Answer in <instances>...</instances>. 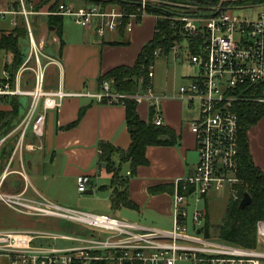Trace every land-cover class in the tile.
<instances>
[{
	"label": "built area",
	"instance_id": "obj_1",
	"mask_svg": "<svg viewBox=\"0 0 264 264\" xmlns=\"http://www.w3.org/2000/svg\"><path fill=\"white\" fill-rule=\"evenodd\" d=\"M135 6L130 11L101 4L84 5L74 10L62 3L55 16H67L81 27H93L99 37L106 31L132 33L144 19L152 21L159 16L148 9L164 7L157 0H131ZM20 10L0 11L2 16H13L11 25L17 26L16 16L21 15L28 24L32 15L25 2L18 0ZM174 6V5H172ZM254 17L236 14L240 7L221 8L214 14H201L187 6L170 7L169 20L180 23L186 37L198 38L191 53L186 37L175 42L171 52L177 55L180 44L187 52V61L197 68L194 76L187 77L186 85L180 86L175 97L155 95L152 87L144 92L126 94L111 89L110 83H101L97 92L70 93L61 88L46 91L43 87V69L40 50L33 41L28 27L31 51L14 73L4 70L0 78V107L18 97H28L29 107L20 122L8 134L0 138L2 144L13 133H18L13 153L23 149L34 151L36 147L23 145L27 134L41 139L45 132L48 112L59 111L67 97H89L98 103L120 105L126 100L140 104L152 100L153 122L164 126L160 102L164 99L184 101L189 108L198 104V117L190 122L194 131L197 164L194 172L173 184L172 225L168 230L146 227L116 216L87 212L62 206L40 195L31 197L26 190L6 194L1 191L5 178L0 176V203L15 212L36 219L50 218L73 223L80 230L72 233L57 231H4L0 230V257H8L13 264H261L264 260V220L255 224L258 248L246 249L230 245L214 238L205 231L207 202L211 193L225 191L229 198L240 201L235 186L238 178V117L234 111L241 102L264 103V5ZM196 15V16H190ZM203 25L196 27L195 22ZM160 52H155L158 57ZM33 56L37 67H28ZM33 72V89H22L23 73ZM150 66L148 78L153 79ZM141 82V81H140ZM253 91H259L255 96ZM100 154L101 152L98 151ZM90 185V177L76 178L77 192L84 194ZM64 243L65 245H59Z\"/></svg>",
	"mask_w": 264,
	"mask_h": 264
},
{
	"label": "crops",
	"instance_id": "obj_2",
	"mask_svg": "<svg viewBox=\"0 0 264 264\" xmlns=\"http://www.w3.org/2000/svg\"><path fill=\"white\" fill-rule=\"evenodd\" d=\"M11 9L14 10L12 5L8 10ZM139 28L141 27H137L132 33L124 34L121 31H107L110 35L109 40H105L104 35L101 41H97L93 37V34L96 35L94 28L83 30L77 38L68 39L63 31L62 19L60 40L52 31V27L48 26L47 18L46 26L38 33L36 45L44 59V64L40 63L43 80L48 74L44 89L51 91L61 88L70 93L97 92L99 86L96 80L103 73L119 65H132L141 47L151 39L152 20L148 33L140 36L142 33ZM49 37L54 46L50 52H46V40ZM122 40H127L128 43L123 44ZM60 42L63 43L61 47ZM159 106L164 127L174 133L176 143L172 146L147 147L145 155L148 164L138 167L133 176L130 175L128 163L122 164L120 171L124 170L127 176V195L136 206L128 210L148 213L154 219L153 222L167 219L172 225V194L168 192L151 194L149 189L159 185H173L178 179L194 172L198 155L190 122L195 119H192V115L184 119V105L178 99H164ZM187 110L188 113L191 111L188 108ZM80 111H83V115L77 124L65 128L77 120ZM137 112L142 120H147L148 112L145 108L141 111L137 108ZM257 124L247 134L249 153L254 166L264 172V131L257 133L255 129ZM13 135L15 134H11L7 141ZM101 141L108 142L122 151L129 147L130 137L125 123V108L120 105L98 103L89 97H67L59 111L48 112L44 136L41 139H37L31 133L26 135L23 145H34L36 147L34 151L23 149L20 153L11 154L8 161L1 158L0 176L5 174L1 191L13 194L26 190L27 195L31 197L37 194L62 206L73 208L72 200L63 196L65 189L63 187L70 186L77 191L76 178L86 175L90 177L87 190L91 191L90 195L98 186L99 191L109 192L106 199L109 209L112 211L127 209L111 208V190L108 188L111 175L106 172L105 164L99 160L98 144ZM111 159L117 167L120 155L114 154ZM0 205L8 208L2 203ZM31 223L35 226L34 222ZM37 223L43 224L39 221ZM6 230L27 231L4 229Z\"/></svg>",
	"mask_w": 264,
	"mask_h": 264
},
{
	"label": "trees",
	"instance_id": "obj_3",
	"mask_svg": "<svg viewBox=\"0 0 264 264\" xmlns=\"http://www.w3.org/2000/svg\"><path fill=\"white\" fill-rule=\"evenodd\" d=\"M42 1V0H41ZM49 0H43V4H47ZM160 1L164 7L171 3L175 7L187 6L195 7L203 14L214 13L218 4L217 0H157ZM86 5L101 4L103 7L117 6L127 12H130L135 4L131 0H91L85 2ZM19 5V3H18ZM256 5H264V0H242L240 2L224 4L223 8L228 7H249ZM58 0H54L49 6V11L56 12L58 9ZM20 7V5H19ZM161 6H152L148 9L159 18L153 21L152 37L149 41L144 43L138 52L136 59L132 65H119L105 73H103L96 83L100 87L101 83L108 81L111 89L126 94L141 93L152 87V79L148 78L150 66L154 65L155 52L159 51V56H167L175 42L183 40L186 35L183 34L180 23L172 24L169 20V10ZM39 7H37L38 9ZM183 8V9H184ZM48 26L53 28L54 33L61 40L62 32V16H55L49 14ZM123 34L126 33L121 27ZM28 37V31L25 23L17 25L11 31L0 34V50L11 53L12 55V71L15 73L17 69L26 60L23 55L19 40ZM188 39L191 53H195L193 44L195 41H200L198 38L186 37ZM123 44H127V40H122ZM63 43L60 42V47ZM141 81V82H140ZM44 83V80H43ZM44 87V85H43ZM259 92V91H258ZM253 91L252 95L258 94ZM257 96V95H256ZM22 104L20 97L10 99L5 106L0 108V138L8 134L20 122L19 116ZM138 105L132 100H126L125 108V123L130 137L129 147L122 151L108 142L101 141L98 144L100 150L99 160L105 164V170L111 175L110 185L108 188L110 192L111 208L114 210L127 208L133 209L136 206L132 203L127 195V179L120 176V167L122 164L128 163L130 166V175L136 173L138 167L146 166L148 161L146 159V148L149 146H172L176 143L174 133L164 127L156 126L153 122L154 111L152 108L148 110V118L146 121L142 120L137 112ZM9 109V110H8ZM234 111L238 117V178L240 182L234 187L238 198H242L246 193L251 198V203L243 208H239L240 201H234L229 198L225 207L224 215L218 225H211L209 222V214L207 211V218L205 221V231L211 235L230 245L240 246L246 249L258 248L256 242L255 224L258 220H264V172L256 168L252 162L249 146H248V131L255 126L261 119H264V103L256 102H241L235 105ZM83 111H80L76 121L66 126L71 128L77 124L81 119ZM17 139V134L15 136ZM6 140L0 148V157L9 160L14 146L7 144ZM8 147V148H7ZM119 154L120 162L116 167L112 162V155ZM103 188V187H100ZM107 188V187H104ZM162 192L173 193V185H159L149 189V193L157 194ZM74 227V226H73ZM76 232L80 234V230ZM96 264H105L103 262Z\"/></svg>",
	"mask_w": 264,
	"mask_h": 264
},
{
	"label": "rangeland",
	"instance_id": "obj_4",
	"mask_svg": "<svg viewBox=\"0 0 264 264\" xmlns=\"http://www.w3.org/2000/svg\"><path fill=\"white\" fill-rule=\"evenodd\" d=\"M25 2L26 10L32 13L27 19L28 24L26 20L21 15L16 16V22L19 26L22 24V21L25 23L26 29H30L33 39L38 44V33H40L44 27L46 26L47 17L51 11H49V6L54 3V0H49L47 4H43V0H23ZM91 0H58V5L65 3L66 5L72 6L74 10H77L81 7H83L85 4L84 2H88ZM167 4L169 9L170 7H173L171 3H164ZM12 5V8L16 11L20 10V7L18 5V0H0V11H5L10 9V6ZM257 6V5H256ZM37 7H39L37 9ZM116 8H119L115 6ZM176 8H180L176 7ZM184 7L180 8L183 9ZM190 8L197 10L198 13H201L198 11L197 8L191 6ZM235 8V7H234ZM241 9L235 10L236 14L239 15H248L251 17L255 16V13L260 10V7H240ZM121 9V8H120ZM42 14V15H41ZM203 14V13H201ZM46 15V16H45ZM13 19V16L10 15H4L2 16L0 14V34L7 33V31H11L14 27L11 25V20ZM151 19L147 18L144 19L141 23V30L140 36L144 35L145 33H148V30L150 29ZM196 27L202 26L203 23L196 21L195 23ZM93 27H81L73 22V19L67 16H64L63 18V31L66 33V38H77L83 30L86 29H92ZM145 29V30H144ZM144 30V31H143ZM53 31V28H52ZM89 31V30H88ZM105 40H109L110 35L106 31L104 34ZM93 37L97 41H101L102 38L99 37L97 34H93ZM20 49L23 53V55L27 58L31 51V44L29 43L28 37L25 36L24 38H21L19 40ZM47 48L46 52H50V49L54 46V43L52 42L51 38L49 37L48 40H46ZM39 61L44 64V59L41 55H39ZM29 68H33L34 70L37 67V62L33 56H31L29 63ZM154 77L152 79V89L155 95L159 97L163 96H172L175 97L178 93V88L180 86L186 85L188 80L187 77L194 76L197 74L198 70L193 65L189 64V61H187V52L183 48V45L180 44L177 49V55L175 56L174 53H170L167 56H158L155 59L154 65ZM4 70L12 71V55L9 52H6L4 50H0V78L3 77L2 72ZM48 74L46 75L45 80L47 79ZM23 82H30L28 85H22V89H32L33 87V72L26 71L23 73ZM44 85V83H43ZM167 94V95H164ZM20 102L22 104L19 116L23 117L25 115L30 99L28 97H20ZM152 102V100H143L140 104H138V109L144 110V108L149 110V104ZM184 105V119L189 118L192 115V119H197L198 117V104H194L192 108H189L187 104L182 101ZM1 108V107H0ZM188 109L189 111L188 113ZM9 110V109H8ZM257 133L264 131V119H261L256 128ZM10 140H8V145L11 148V145H15L17 142V139L15 138L16 134L18 137V133H14ZM8 148V147H7ZM5 161H7L6 158H3ZM26 157H24V160ZM1 160V157H0ZM1 166V163H0ZM120 176L122 178L126 179L127 176L125 175L124 170L120 171ZM97 186V185H96ZM65 198L72 200V207L87 211V212H97V213H103V214H109L112 216H116L118 218L135 222L138 224H143L144 226L147 225L149 227L159 228V229H165L168 230L171 228V223L167 219H163L160 221L155 220L154 222L151 218V216L148 213H139L133 210L128 209H122L117 211H112L109 209L106 203V199L108 197V191H99L98 186L95 187V190H93L92 195L87 194H79L76 191V188H71L70 186L63 187ZM50 191H52L50 189ZM52 196V195H51ZM50 197V195L48 196ZM47 199V198H46ZM229 195L225 191H221L218 193H211L207 202V211L209 214V222L211 225H218L224 215L225 207L228 203ZM47 220V221H46ZM42 222L43 224H39L37 222ZM34 222V224L31 223ZM74 226V227H73ZM9 229V230H27V231H50L54 230L57 232H65V233H72V231H76L78 228L73 223L65 222V221H58L53 220L50 218H40L36 219L33 217H27L23 216L14 210L10 211V208H6L4 206L0 205V230ZM59 245H65L64 243H58ZM264 250V248H263ZM0 264H13L8 257H0ZM261 264H264V260L261 261Z\"/></svg>",
	"mask_w": 264,
	"mask_h": 264
},
{
	"label": "water",
	"instance_id": "obj_5",
	"mask_svg": "<svg viewBox=\"0 0 264 264\" xmlns=\"http://www.w3.org/2000/svg\"><path fill=\"white\" fill-rule=\"evenodd\" d=\"M217 1H218V4H217V7H216L214 14L218 13L224 4L236 3V2H240L242 0H217ZM190 16H196V15H190ZM85 194L90 195L91 191H87ZM250 203H251L250 196L248 194L244 193L242 199L239 202V208L243 209V208L247 207Z\"/></svg>",
	"mask_w": 264,
	"mask_h": 264
}]
</instances>
